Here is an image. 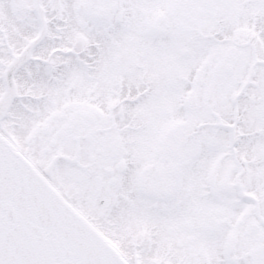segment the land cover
Listing matches in <instances>:
<instances>
[{
    "label": "snow or ice",
    "instance_id": "6c2138e0",
    "mask_svg": "<svg viewBox=\"0 0 264 264\" xmlns=\"http://www.w3.org/2000/svg\"><path fill=\"white\" fill-rule=\"evenodd\" d=\"M0 264H264V0H0Z\"/></svg>",
    "mask_w": 264,
    "mask_h": 264
}]
</instances>
